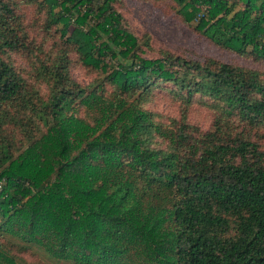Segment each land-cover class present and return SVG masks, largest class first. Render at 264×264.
Segmentation results:
<instances>
[{"label": "trees", "instance_id": "1", "mask_svg": "<svg viewBox=\"0 0 264 264\" xmlns=\"http://www.w3.org/2000/svg\"><path fill=\"white\" fill-rule=\"evenodd\" d=\"M115 1L22 0L59 35L46 57L18 1L0 0V264H21L8 237L71 264H264V153L249 136L264 126L263 75L168 51L147 59L148 36L123 26ZM170 1L215 46L264 62V0ZM15 53L34 58L31 78ZM74 54L102 80L77 83ZM157 89L208 107L210 129L185 111L156 119L144 105ZM54 197L66 220L34 213Z\"/></svg>", "mask_w": 264, "mask_h": 264}, {"label": "rangeland", "instance_id": "2", "mask_svg": "<svg viewBox=\"0 0 264 264\" xmlns=\"http://www.w3.org/2000/svg\"><path fill=\"white\" fill-rule=\"evenodd\" d=\"M18 1V13L24 22L28 32L29 41L32 47L42 45L45 42L43 54L46 57L55 54L56 46L54 41H59L57 31L52 28H45V14L40 11L38 5H27ZM114 9L122 19L123 26L137 37L148 36L149 47L143 46V57L147 59L159 57L161 51H168L174 55L188 57L195 60L214 58L221 62L235 66L255 69L264 77V62L256 61L251 55H238L226 49L215 46L207 37L194 30L193 26L186 24L170 1L154 2L151 0H116ZM70 74L81 86L94 84L101 81L103 75L83 66L77 57L71 55ZM10 60L28 78L32 77V70L36 66L34 58L26 54L15 53L10 55ZM35 84L33 80H29ZM105 89L109 91V87ZM144 108L155 114L156 119L163 123L170 120H179L182 113L186 112L188 122L196 125L203 131L210 129L212 124V111L202 103L195 102L185 109L182 102L165 89H157L151 95ZM81 116H85L83 111ZM249 136L255 141L259 149L264 153V126L258 129H250ZM70 208L65 198H52L48 202L38 204L34 213L38 216H49L61 220L67 219ZM7 246L12 249L10 252L21 264H71L60 262L50 258L40 247L32 245L27 251H22L23 243L7 238ZM16 243L14 245V242Z\"/></svg>", "mask_w": 264, "mask_h": 264}]
</instances>
